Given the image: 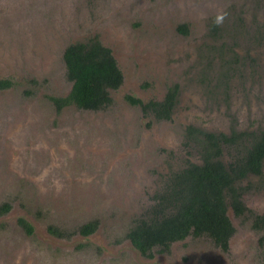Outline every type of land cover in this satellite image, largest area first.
Listing matches in <instances>:
<instances>
[{"label":"rangeland","instance_id":"rangeland-1","mask_svg":"<svg viewBox=\"0 0 264 264\" xmlns=\"http://www.w3.org/2000/svg\"><path fill=\"white\" fill-rule=\"evenodd\" d=\"M95 37L123 84L104 110L59 113L51 98L72 87L64 51ZM4 79L13 87L0 91V206L11 210L0 217V264H264V231L231 209L227 253L188 237L145 258L126 238L173 172L201 164L194 144L185 145L188 127L264 130V0H0ZM174 85L171 121L126 101H162ZM242 186L244 203L263 215L260 180ZM19 218L34 226L31 236ZM92 221L98 228L88 237L47 230L77 232Z\"/></svg>","mask_w":264,"mask_h":264},{"label":"trees","instance_id":"trees-1","mask_svg":"<svg viewBox=\"0 0 264 264\" xmlns=\"http://www.w3.org/2000/svg\"><path fill=\"white\" fill-rule=\"evenodd\" d=\"M184 34L187 30L180 27ZM67 78L72 82L68 95L51 98L57 111L75 106L85 111L98 112L113 104L111 92L123 84V74L112 51L97 37L87 42L69 45L63 55ZM13 87L10 80H0V91ZM179 88H169L162 101L143 102L131 96L126 101L139 107L143 115L157 122L171 121L178 104ZM196 147L201 164L188 162L185 168L173 172L161 190L154 194L152 205L136 220L126 238L139 254L153 258L154 252L168 253L173 244L188 237L210 239L223 252L229 251V243L235 228L228 216L231 208L236 218H248L252 229L264 231V214H254L241 200V188L237 182L250 175L262 177L264 169V132L249 133L231 130L229 134L213 133L194 127L187 128L186 146ZM228 155L230 161L224 162ZM10 211V205L0 207V216ZM18 224L27 235L33 226L24 218ZM98 222L82 225L77 232H68L57 226H49L50 235L70 239L79 234L88 237L96 232Z\"/></svg>","mask_w":264,"mask_h":264},{"label":"flooded vegetation","instance_id":"flooded-vegetation-1","mask_svg":"<svg viewBox=\"0 0 264 264\" xmlns=\"http://www.w3.org/2000/svg\"><path fill=\"white\" fill-rule=\"evenodd\" d=\"M64 55V54H63ZM64 60V59H63ZM65 64V63H64ZM65 68H66V66H65ZM66 75H67V71H66ZM69 80V79H68ZM72 83V82H71ZM72 88V87H71ZM69 94V93H68ZM67 94V95H68ZM52 98H60V97H52ZM51 102H52V100H51ZM52 104L54 105V103L52 102ZM54 107H55V105H54ZM69 107H75V106H68V107H64L61 111H57V109H56V107H55V109H56V111L57 112H62L64 109H66V108H69ZM76 108V107H75ZM78 109V108H77ZM79 110H81V109H79ZM85 111V110H84ZM93 112V111H92ZM238 132H244V131H238ZM249 132V131H248ZM259 132H264V130L263 129H260V130H258V131H256V132H249V133H256V134H258ZM244 133H246V132H244ZM225 158V157H224ZM224 160V159H223ZM263 174H264V169H263ZM249 178H258L259 180H260V185H261V187L264 189V175L262 176V177H259V176H255V175H250L247 179H244V180H241V181H239V182H237L238 184L236 185V187L239 189V188H241V200H242V202L244 203V201H243V193H244V189L242 188L243 186H242V183L244 182V181H246V180H248ZM244 188H247L248 189V186H246V187H244ZM6 204H8V203H6ZM245 204V203H244ZM4 205V204H3ZM10 205V204H9ZM245 206L248 208V206L245 204ZM1 207V206H0ZM229 209H231V208H229ZM229 209H228V212H229ZM249 209V208H248ZM10 210H11V206H10ZM232 211V210H231ZM10 212V211H9ZM8 212V213H9ZM7 213V214H8ZM233 213V212H232ZM7 214H5V215H7ZM5 215H3V216H5ZM3 216H0V217H3ZM19 219H21V218H19ZM19 219H18V221H19ZM25 219V218H24ZM26 220V219H25ZM17 221V222H18ZM29 222V221H28ZM30 223V222H29ZM31 224V223H30ZM19 225V224H18ZM32 225V224H31ZM20 226V225H19ZM33 226V225H32ZM21 227V226H20ZM33 228H34V226H33ZM21 229L23 230V228L21 227ZM47 230H48V228H47ZM24 231V230H23ZM25 232V231H24ZM26 234V233H25ZM93 235V234H92ZM29 236V235H28ZM31 236V235H30Z\"/></svg>","mask_w":264,"mask_h":264},{"label":"clouds","instance_id":"clouds-1","mask_svg":"<svg viewBox=\"0 0 264 264\" xmlns=\"http://www.w3.org/2000/svg\"><path fill=\"white\" fill-rule=\"evenodd\" d=\"M224 20V15H218L214 21L217 25L221 24Z\"/></svg>","mask_w":264,"mask_h":264}]
</instances>
